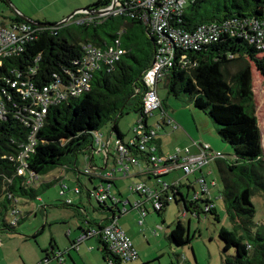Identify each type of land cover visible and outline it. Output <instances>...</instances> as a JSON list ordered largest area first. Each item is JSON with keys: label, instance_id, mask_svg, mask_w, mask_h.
Masks as SVG:
<instances>
[{"label": "trees", "instance_id": "obj_1", "mask_svg": "<svg viewBox=\"0 0 264 264\" xmlns=\"http://www.w3.org/2000/svg\"><path fill=\"white\" fill-rule=\"evenodd\" d=\"M118 1L117 13L103 17L82 13L111 6V0H96L81 9L82 12L78 11L77 16L74 14L73 22L57 27L30 25L12 11L10 16L0 13L2 26L14 28L25 24L29 29V38L21 51L0 58V102L6 110V115L0 118V232H16L15 226L23 221L19 220L18 201L35 200L59 181L57 178L42 181L48 173L76 167L77 157L89 150L94 136L105 124H112L111 133L119 143H123V136L117 129V120L124 113L133 111L142 117L141 126L147 129L148 118L141 107L146 90L143 75L155 61L159 36L147 27L137 0ZM78 20L84 21L78 23ZM200 25L214 27L216 40L200 45L198 50L173 44L171 64L162 68L157 86L163 83L167 96L188 95L195 108L207 110L217 126L219 138L233 151L232 158L214 162L223 184L220 198L240 230L239 236L225 228L219 230L224 251L233 248L235 252L233 257H225L222 264H264V224L251 222L254 215L251 198L258 195L264 200V154L255 116L250 67V63L254 64L264 78V36H260L264 32V0H186L180 16L173 18L170 27L192 32ZM110 45L123 51L119 60L109 67L100 65L92 73L86 92L49 104L42 125L33 132L35 115L30 111H39V106L33 97L25 95L27 91L72 80L79 74L88 48L103 50ZM161 112L165 111L160 101L156 114ZM32 132L34 143L30 146ZM150 143L158 151V135ZM126 147L128 154L139 153L133 147ZM19 169L24 174H18ZM98 177L101 185L113 186L112 181ZM89 180L91 183L93 178ZM188 194H194L189 183L171 185L158 199V210H152L161 216L171 202L181 203L182 212L198 217L210 214L219 220L212 201L203 197L191 200ZM113 199H108L109 205L96 202L94 207L98 212L108 213V219L92 225L81 224L63 251L51 240L41 250L42 258L37 264H50L59 258L64 261L71 252L77 253L76 245L79 247L90 240H96L102 247L100 252L108 264H123L107 253L99 233L119 213L122 202L115 203ZM61 204L74 206L66 201ZM9 208L10 214L6 216ZM86 229H94L95 233L76 243V238L86 233ZM168 240L171 246L181 248L190 244L191 236L188 228L177 221Z\"/></svg>", "mask_w": 264, "mask_h": 264}, {"label": "rangeland", "instance_id": "obj_2", "mask_svg": "<svg viewBox=\"0 0 264 264\" xmlns=\"http://www.w3.org/2000/svg\"><path fill=\"white\" fill-rule=\"evenodd\" d=\"M96 0H9L10 6L15 8L20 14L25 16L31 21H36L40 23H60L62 20L66 19L74 10L83 9L92 5ZM2 1L0 2V13L4 16H10L11 7ZM116 8V2L111 6V10ZM13 12V11H12ZM77 16V14L75 13ZM76 16H73L68 20L67 23L73 22ZM251 67V79H252V92L253 100L255 106V116L258 121V128L260 131L261 138V148L264 154V78L256 71L254 64L250 63ZM234 71V70H231ZM157 95L162 103L164 110H167L169 117L174 120L176 111L180 114L185 115L186 118H189V121L200 119L201 125L199 127L200 137H204L203 142L210 144L213 152H219L223 154L227 159L233 157V151L231 147L223 142L217 133V126L209 118L207 110L197 109L193 106L192 99L188 95H183L179 98H174L170 95L167 96V91L163 83H159L157 86ZM184 108V109H181ZM179 109V110H178ZM179 114V117L182 116ZM157 115L150 116L148 118V124L150 127H155V122H152V119L157 118ZM137 115L133 111L124 113L117 120V127L120 132L123 134L124 143H128L129 140L133 137V125L136 122ZM174 118V119H173ZM192 126V125H191ZM170 127V126H169ZM112 124H105L100 130L99 134L102 136L104 141L107 138H110L111 148L110 151L115 155L114 148L116 137L111 133ZM202 129L205 131L202 132ZM160 128L158 129L159 132ZM161 133V132H160ZM158 135V133H157ZM159 139L162 142V147L165 150L171 148V152L175 151L174 143L175 140L173 137L167 135L159 134ZM201 141V140H200ZM182 148V147H181ZM184 148V147H183ZM86 152V151H85ZM82 155L80 154L76 159V167H79L81 164ZM104 154L101 152L95 156L99 160V163L103 164ZM140 164L145 166L144 161L140 160ZM211 164V163H210ZM73 166L68 168H59L48 173L42 177V181H51L55 178L60 172L62 173V180L60 184L64 188H68L64 194H61L60 187L58 182H54L49 188L45 189L39 194V198L32 200L30 202H25L23 200L18 201V209L20 211L19 220L23 219L20 224L15 226V233L0 232V264H37L41 258V250L47 248L51 240H54L55 244L60 248L66 246L67 241L65 238V231L70 229L71 231L75 228L74 222H77L78 217H74L76 208L65 207L62 202L66 201L67 198L76 200V195H74L75 180L73 171ZM210 170L212 172L210 179H214L216 186L211 190L216 194L213 197V203L216 208V213L218 215V221H216L213 215L201 214L199 220L195 216L188 214L189 218L182 219L179 214L182 212V205L175 204L171 202L165 210L162 212L161 217L158 215H149L146 218L148 222H158L160 225L162 219V228L165 230V223L172 222L169 229L173 228L177 221H180L185 227L188 228L189 234L191 236L190 244L185 245L184 247H175L172 244V251H168L169 241L166 239V235H163V232L160 231L158 238L153 236V239L150 241L149 246L146 244V240H149L152 229L146 228V225L143 227H138V234L135 236L137 239L141 240V250L146 251L150 256H153V245L155 242H160L166 246V254L163 257L156 258H143L152 262L151 264H177L180 262L182 256L185 258V262L182 264H222V260L225 257H233L235 255L234 249L230 248L227 251H224L223 244L219 240L218 232L221 228H225L227 231L233 232L236 236L240 235V230L237 229L235 224V219L230 216L226 210L222 199L220 198V193L223 187L220 173L217 169L216 164L212 161L210 165ZM82 176V175H81ZM82 178H84L82 176ZM81 179V178H80ZM93 183L97 185V180H94ZM81 192L86 193V190L90 192L92 186L87 184L86 188L85 181L81 179ZM196 188L198 186L194 184ZM91 188V189H90ZM185 192V191H184ZM191 195V194H190ZM93 199L91 201L92 207H97L96 200L94 196H91ZM252 205L254 208V215L251 218V222L254 224H264V200L262 197L255 195L251 198ZM109 203V201H107ZM202 206V204H200ZM11 209L9 208L6 216L10 214ZM92 213L98 212L93 211ZM153 213V212H152ZM91 214V213H89ZM132 213L126 214L123 216L120 221H128L131 218ZM154 214V213H153ZM94 214H91V216ZM9 218L7 217V220ZM190 221V223L188 222ZM41 231L37 237H33L35 233ZM193 237V238H192ZM146 239V240H145ZM91 243L84 242L81 246V252L83 255L79 258L76 256V264H108L104 261L102 254L100 252L101 246L98 250H93V260L85 253V245ZM179 258V260L177 259ZM66 262L70 263L68 259L70 257L66 256ZM142 259V258H141ZM158 260V261H157ZM140 261H137L136 264H142ZM148 263L147 261H145ZM144 262V264H146ZM171 262V263H170ZM181 263V262H180ZM179 263V264H180ZM51 264H57L55 261H52ZM123 264H132V263H123Z\"/></svg>", "mask_w": 264, "mask_h": 264}, {"label": "built area", "instance_id": "obj_3", "mask_svg": "<svg viewBox=\"0 0 264 264\" xmlns=\"http://www.w3.org/2000/svg\"><path fill=\"white\" fill-rule=\"evenodd\" d=\"M116 2V8L111 10V6L102 9V12L97 16L103 17L108 16L113 13H117V8H120V3L118 0ZM186 0H137V5L142 8V18L146 23L149 30L157 34L158 40L156 48L155 61L153 62L150 69H148L143 75V82L146 86L142 98V112L143 115L149 118L154 116L158 109L160 108V100L157 95V84L160 78V72L162 68L169 67L171 62L169 61L170 55L172 54V46L182 47L184 49L198 50L200 45L209 44L216 40V30L214 27L200 25L192 32L180 31L170 27L171 21L174 17H179ZM82 12V11H79ZM86 15H95L83 11ZM89 19V18H88ZM0 20V58H5L11 56L22 50V44L29 38V29L25 24H19L17 27L10 28L1 25ZM84 20H78L77 22H83ZM260 36H264V32L260 33ZM259 42V41H258ZM117 44V41H116ZM122 50L113 45L107 46L105 49L100 50L98 48H88V54L84 58L83 64L78 69L79 74L77 77L72 78L68 82L56 81L52 85L42 86L40 89L32 88L27 91L26 96H31L35 100L36 104L39 106V111L32 109L31 114L35 115L33 132L36 131L42 125V118L46 112L47 106L49 104L56 103L68 96H78L79 94L86 92L89 89V80L92 73L102 66L109 67L114 62L118 61ZM169 55L168 56H166ZM102 65V66H100ZM73 76V74H69ZM14 85H11L13 87ZM6 115V110L4 105L0 102V118ZM164 123L171 127L172 130H176L179 126L164 112L158 114ZM142 117H137L135 124L133 125V137L128 143H115V151L117 155V163L120 165V171L126 175V167L124 168V161L128 155L127 147H133L137 152L144 156L147 162L146 172L149 176H152L157 183L160 184V190L152 192L147 189L143 184H137L133 188V191L138 196L147 197L152 203V209L158 210L160 204L158 199L162 197V194L167 191L168 187L171 185H177L180 183L176 181L175 183L167 185L165 182L161 181V177L172 170H179L184 176H189L195 171L200 170L203 166L210 162H215L216 160L225 158L219 152H213L208 145H200L199 152L193 154L188 148H175L174 152L169 154H159L156 150V146L150 143L151 139L157 135V131L160 128V123H155V127L152 128L148 125L147 129L141 126ZM33 132L29 136L30 146L33 145ZM99 133L94 136L91 151L102 152L104 156L107 153V148L105 143H100ZM90 170H84L82 173L86 176H91L95 171L89 172ZM18 174H24L23 169L18 170ZM105 180L112 181L113 173L106 172L103 174H97ZM192 186V183L186 181ZM194 184L198 186L197 192L194 190V194L191 195V200H197L200 198H207L209 187L213 186L214 182H207L206 178L201 176L194 180ZM62 188L68 191V188ZM110 186L99 185L93 188L89 192V196H94L95 202L104 203L109 201ZM80 189L74 187V195H78ZM61 194L63 190H61ZM170 196L167 197V201L170 202ZM113 201L116 203L118 200L115 198ZM67 203H73L71 198L66 199ZM140 201H136L131 204V208L140 211L139 224L142 223L143 217L146 215L145 209L141 206ZM207 210V209H205ZM127 209L122 208L117 213L119 217L121 214L125 213ZM184 215L186 212H182ZM109 221L103 226V229L99 231L100 239L102 244L105 246L107 253L122 263H134L138 254L132 246L130 239L126 234L120 229L117 223L118 217ZM195 216V215H193ZM197 219L198 216H195ZM199 220V219H198ZM95 233L94 229H86V233H82L76 238V243H81L85 238L92 236ZM78 249V245H76ZM58 262H62L63 259L59 258Z\"/></svg>", "mask_w": 264, "mask_h": 264}, {"label": "crops", "instance_id": "obj_4", "mask_svg": "<svg viewBox=\"0 0 264 264\" xmlns=\"http://www.w3.org/2000/svg\"><path fill=\"white\" fill-rule=\"evenodd\" d=\"M76 11V10H74ZM73 11V12H74ZM160 100V99H159ZM184 109V108H181ZM179 110V109H178ZM166 115H169V113L167 112V110H164ZM180 111L177 112L176 111V115H175V119L173 120L178 126L179 128L176 130H172L171 127H169L168 125H166L164 123V120L160 118V116L158 114V117L155 119H152V122L155 123H160V130L158 133V153L165 155V154H169L171 153V146L170 149L165 150L162 147V142L159 139V134H163V135H167L169 137H173V139L175 140L174 143V147L176 148H188L189 151L193 154H197L199 152V148L200 145H208L209 148L212 150L213 147L210 146V144H208L207 142H203V140L205 139L204 137H200L198 134L200 133L199 127L201 125L200 119H196L193 121H189V118H186L185 115L180 114L182 116V118L179 117ZM170 116V115H169ZM168 116V117H169ZM174 115H172L171 117H173ZM170 117V118H171ZM147 125L148 124V120H147ZM192 125V126H191ZM150 126V125H149ZM118 129V127H117ZM118 131L120 132V130L118 129ZM205 130L202 129V132H204ZM161 132V133H160ZM121 133V132H120ZM121 135L123 136V134L121 133ZM99 139H100V143H105L106 144V148H107V153L105 155V157L103 158V164L101 165L99 163V160L97 158H95V156L97 154H99L100 152L97 151H91L88 150L84 153V155H82V159L80 162V166L79 167H73V171L72 173L74 174V177L76 178L75 180V187H78L80 189V193L78 195H76V200H72L73 201V205L76 208L75 213L73 214L74 217H78V219H76L77 222H74V229L71 231L70 229H68L67 231H65V238L67 241V244L65 247H63V249H60L58 246V248L60 250H65L68 248V240L71 241L75 238L76 236V229L77 227H80V225L82 224H88L90 223V225H92L93 223H99L103 220L108 219V213L106 212H94L95 216L91 214L92 213L91 209H93V211H96L94 209V207L91 206V201L93 200L91 198V196H89V189L86 190V193L83 194L81 192V179H83L85 181V186H83V188H86L87 184L92 186V189L95 187L99 186V177L97 176V174H103L106 172H112L113 173V177L112 182H113V186L110 188V195L112 197H115L118 201L120 200V202H122L121 207H119L120 210H122V208L127 209V211L125 213H123L122 215H120L117 219V223L118 226L120 227V229L126 234V236L130 239L133 248L135 249V251L138 254V259L137 261L142 260V264H144L145 261L150 262L149 260H145L143 258H156L158 259L159 257H163L167 250H166V246L161 244L160 242H155V244L153 245V256H150L146 251L141 250V248L143 246H141L142 241L137 239L135 236L138 234L139 228L138 227H143L144 225H146V228L148 229H152V232L150 234L149 240L147 241L146 239V244L147 246H149L150 241L153 239V236H156L155 238H158L160 235H158V233L160 231L163 232V235H166V239L168 240V235L170 233V231L172 230L171 228L169 229L168 227L170 226V224H172V222H167L164 224L165 226V230L164 228H162V221L160 223V225H158V222H147L146 218L149 215H157L153 212L152 210V203L151 201L146 197L143 196H138L134 191L133 188L135 187V185L137 184H143L147 189H149L152 192L155 191H159L160 190V184L157 183V180H155L152 176H149L146 172L147 169V162L145 161V158L143 155L139 154V153H135V152H130L125 161H124V168L126 169L125 174H123L119 169H120V165H118L117 163V155H116V151L114 148V153L115 155H113V153H111L110 148H111V143H110V138H107L106 141H104L102 139V136L99 134ZM124 137V136H123ZM201 140V141H200ZM173 149V148H172ZM218 152V151H217ZM223 155V154H222ZM224 156V155H223ZM225 157V156H224ZM140 160L144 161L145 166H142L140 164ZM212 164V162H210ZM210 163L206 164L205 166H203L200 170L195 171L193 174H190L189 176H184L182 174L181 171L179 170H172L169 173L163 175L161 177V181L165 182L167 185L175 183L176 181H179L180 183H185L186 181L192 183V187L194 188L195 192H197V188L196 186H194V180L203 176L206 178L207 182H214L213 186L209 187V191L207 194V198L209 201L213 202V197L216 194L213 193V191L211 190L213 187L216 186L215 180L214 179H210V176L212 174L211 170H210ZM90 170L89 172L95 171L93 174H91L93 180L90 183V176H86L84 175L82 172L84 170ZM62 173L60 172L55 178H57L59 181L58 183L61 182L62 180ZM84 178H82V176ZM54 178V179H55ZM81 178V179H80ZM94 180H97V185H95L93 183ZM91 189V188H90ZM91 189V190H92ZM190 194H188L189 196ZM190 198L192 199V197L190 196ZM136 201H140L142 204L141 206L145 209L146 211V215L143 217L142 219V223L139 224V220H140V211L134 210L131 208V204L135 203ZM107 205L108 202H107ZM120 205V204H119ZM154 214H153V213ZM91 213V214H89ZM132 213L130 216L131 218L128 219V221H120V219L125 216L126 214ZM189 213L187 214H183L182 212L179 214V216L182 219H187L189 218L188 216ZM191 215V214H190ZM193 215H191L192 217ZM161 217V216H160ZM197 219V218H196ZM188 222L190 223V221L188 220ZM153 235V236H152ZM91 243H88L85 245L86 250L85 253L89 256V258H92L93 260H95V258H93V250H98L99 249V245L97 244L96 240H90ZM88 241V242H90ZM169 241V240H168ZM2 243V241H0V244ZM170 243V242H169ZM83 244V243H82ZM82 244L78 247L77 253L75 252H71L69 254L68 257H70V259H68L70 261V263L66 262V257L64 259V261L62 262H58L55 261L57 264H76V256L79 255L82 256L83 252H81V246ZM172 251L173 248L171 245H169V249L168 251ZM169 251V252H170ZM79 253V255H78ZM74 255H76L74 257ZM142 258V259H141ZM80 262L81 259L79 258ZM54 261V260H53ZM136 261V262H137ZM158 261V260H157ZM185 262V258L184 256H182V261L180 260V264ZM136 262L132 263V264H136ZM153 262V261H152ZM150 262V264L152 263ZM146 263V262H145ZM171 263V262H170ZM177 261V264H179ZM51 264V263H50ZM160 264V263H159Z\"/></svg>", "mask_w": 264, "mask_h": 264}, {"label": "water", "instance_id": "obj_5", "mask_svg": "<svg viewBox=\"0 0 264 264\" xmlns=\"http://www.w3.org/2000/svg\"><path fill=\"white\" fill-rule=\"evenodd\" d=\"M4 3H6L8 6H10V2L9 0H2ZM111 6H113V4L115 3L116 0H111ZM11 7V6H10ZM11 10L13 11V13L23 22L28 23L30 25L33 26H38V27H57L59 25H61L62 23L67 22L75 13H77L80 10H76L74 12H72L66 19L62 20L60 23H38L36 21H31L28 18H26L25 16H23L22 14H20L15 8L11 7ZM102 12V10H98V11H94L93 14L98 15ZM93 149L92 145H90L89 150ZM187 214V212H186ZM122 215V214H121Z\"/></svg>", "mask_w": 264, "mask_h": 264}]
</instances>
